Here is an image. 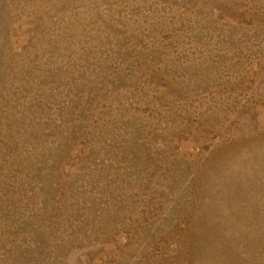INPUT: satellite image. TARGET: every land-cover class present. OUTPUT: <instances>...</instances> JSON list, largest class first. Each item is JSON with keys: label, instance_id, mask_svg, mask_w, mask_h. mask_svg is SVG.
<instances>
[{"label": "rangeland", "instance_id": "374dc122", "mask_svg": "<svg viewBox=\"0 0 264 264\" xmlns=\"http://www.w3.org/2000/svg\"><path fill=\"white\" fill-rule=\"evenodd\" d=\"M0 264H264V0H0Z\"/></svg>", "mask_w": 264, "mask_h": 264}]
</instances>
